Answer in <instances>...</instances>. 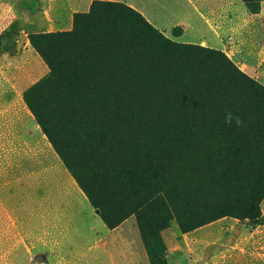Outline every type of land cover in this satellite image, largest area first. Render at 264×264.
I'll return each mask as SVG.
<instances>
[{
	"label": "trees",
	"instance_id": "1",
	"mask_svg": "<svg viewBox=\"0 0 264 264\" xmlns=\"http://www.w3.org/2000/svg\"><path fill=\"white\" fill-rule=\"evenodd\" d=\"M28 40L49 72L23 101L107 229L134 217L150 231L145 216L154 209L157 228L171 217L182 233L224 217L263 223L264 89L222 52L172 42L132 7L110 1L74 14L68 31ZM214 105L211 135L188 109L217 115ZM214 150L218 161L205 159ZM213 167L218 214L191 222L187 199L212 191ZM147 253L151 264H167L153 248Z\"/></svg>",
	"mask_w": 264,
	"mask_h": 264
},
{
	"label": "rangeland",
	"instance_id": "2",
	"mask_svg": "<svg viewBox=\"0 0 264 264\" xmlns=\"http://www.w3.org/2000/svg\"><path fill=\"white\" fill-rule=\"evenodd\" d=\"M118 2L127 5L126 1ZM261 2L264 0H190L179 14L144 18L172 42L222 52L264 89L260 56L264 19L252 16L259 13ZM45 11L41 0H0V34L8 32L0 39V264H109L108 254L114 246L110 232L95 216L17 95L23 72H30L29 82L40 77L35 74L40 66L37 59L24 56L20 60L21 43L36 30L32 23L44 20L51 24L53 20L72 24L70 16L51 18L52 12L47 20ZM253 26L258 28L255 36L260 45L259 55L254 57L247 46ZM59 29L53 27L55 32ZM258 106L264 109V101L258 100ZM213 107L217 115L212 110L188 109V119L201 118V128L211 135L218 130V106ZM211 138V146L218 144V138ZM205 159L218 161V150ZM78 170L86 172L85 168ZM211 174L212 191L201 195L191 192L187 199L185 211L191 222L218 214V169L213 167ZM197 181L195 177L193 187L198 186ZM99 204L104 207L102 199ZM157 215L154 209L145 216L150 231L141 232L135 218L130 217L113 233L130 244L128 249L137 264H151L148 248L160 253L167 264H264V227L224 217L182 233L171 217L165 218V229L157 228Z\"/></svg>",
	"mask_w": 264,
	"mask_h": 264
},
{
	"label": "crops",
	"instance_id": "3",
	"mask_svg": "<svg viewBox=\"0 0 264 264\" xmlns=\"http://www.w3.org/2000/svg\"><path fill=\"white\" fill-rule=\"evenodd\" d=\"M43 1L44 5L46 6V13H47V20H51L49 17V12H52L51 18H55L56 16H59V14L67 16L72 19V16L77 13H87L89 11L90 5L93 1H110V2H118V1H126L127 5L135 9L137 12H139L143 17H147L149 15H175L179 14L185 9V2L189 3L190 0H41ZM57 14V15H56ZM255 19H264V2L260 3V10L259 13L252 15ZM41 21V23L33 22L32 24L35 25L34 31H32L31 34H37V33H50V32H55L53 31V27L56 28V26L60 27L59 31H68L71 29V21L66 22L65 24H58V22H53L51 24H45L44 20H38ZM251 30V31H250ZM258 33V28L254 27L252 29H249L248 31V37L247 39V46L249 51L253 52L254 57L256 54L259 55L258 48H260V45L258 44L257 36H255V33ZM28 35V36H29ZM1 36V34H0ZM25 38L24 42L21 43V46L23 47V52L20 55L22 60V57L26 56H32L35 59H37L40 63L39 69L35 72V74H40V77L35 79L34 82H29L30 80V72H23L20 78V83L18 84L19 91H17V95L19 99L23 102V93L30 88L32 85H34L36 82H38L40 79L45 77L49 69L48 67L44 64V62L41 60V58L37 55V53L31 48L29 44V40ZM262 52L260 53V56H262V61H264V47L262 48ZM25 54V55H24ZM24 68V67H23ZM25 69V68H24ZM27 108V106L25 105ZM28 110V108H27ZM29 114L31 115L30 111L28 110ZM32 117V115H31ZM33 119V117H32ZM34 122V119H33ZM35 127L40 131V128L36 123L34 122ZM41 135L45 138L47 141L46 137L41 133ZM48 143V141H47ZM49 144V143H48ZM50 146V144H49ZM51 147V146H50ZM52 149V147H51ZM53 150V149H52ZM54 152V151H53ZM56 155V154H55ZM57 156V155H56ZM58 158V156H57ZM59 159V158H58ZM61 162V160L59 159ZM62 164V162H61ZM64 167V166H63ZM66 170V169H65ZM67 171V170H66ZM68 173V172H67ZM69 174V173H68ZM70 176V175H69ZM76 184V183H75ZM78 188V186H77ZM79 189V188H78ZM79 191H81L79 189ZM82 192V191H81ZM260 210L262 213L263 217V226H258L260 228L264 227V200L262 201L260 205ZM94 211V210H93ZM95 216L100 220V218L96 215L94 212ZM101 221V220H100ZM120 226L113 230H109L110 236L113 239V248L110 249L108 257H109V264H137L136 263V257L134 254L129 251V245L125 240H118L115 231L119 229Z\"/></svg>",
	"mask_w": 264,
	"mask_h": 264
}]
</instances>
